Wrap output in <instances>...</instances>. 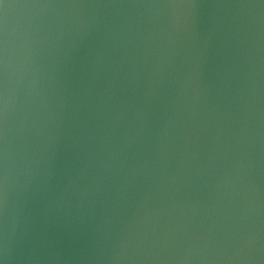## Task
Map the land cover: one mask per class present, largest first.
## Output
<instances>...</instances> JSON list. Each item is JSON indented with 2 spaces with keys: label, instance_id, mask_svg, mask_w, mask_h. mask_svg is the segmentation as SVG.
Here are the masks:
<instances>
[{
  "label": "water",
  "instance_id": "1",
  "mask_svg": "<svg viewBox=\"0 0 264 264\" xmlns=\"http://www.w3.org/2000/svg\"><path fill=\"white\" fill-rule=\"evenodd\" d=\"M0 264H264V0H0Z\"/></svg>",
  "mask_w": 264,
  "mask_h": 264
}]
</instances>
